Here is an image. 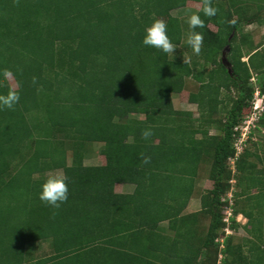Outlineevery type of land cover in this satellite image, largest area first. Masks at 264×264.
Masks as SVG:
<instances>
[{"label":"trees","instance_id":"1","mask_svg":"<svg viewBox=\"0 0 264 264\" xmlns=\"http://www.w3.org/2000/svg\"><path fill=\"white\" fill-rule=\"evenodd\" d=\"M189 1L201 4L193 14L204 20L195 29L204 37L198 55L184 63L182 54L142 43L145 29L161 19L176 47H190L191 15L172 13ZM211 4L213 17L203 14L204 0H0V95L9 88L20 95L12 109H0V264H203L218 248L220 264H264V169L248 150L236 156L233 145L253 97L252 70L264 91V52L249 42L244 55L242 40L232 44L238 20L264 21V0ZM252 5L258 10L247 15ZM226 47L231 66L223 61ZM190 77L200 84L189 95L199 117L174 107L172 95ZM224 89L236 97L225 100ZM222 108L219 124L213 116ZM259 120L264 125V109ZM93 142L102 143L105 161L86 164ZM206 158L213 186L201 209L187 213ZM232 158L245 206L232 210L230 228L237 215L247 218L246 250L226 234L222 213ZM53 169L68 178L69 198L59 208L39 199L44 173ZM121 184L134 189L118 191ZM202 213L209 215L203 235ZM42 242L50 253L38 257Z\"/></svg>","mask_w":264,"mask_h":264},{"label":"rangeland","instance_id":"2","mask_svg":"<svg viewBox=\"0 0 264 264\" xmlns=\"http://www.w3.org/2000/svg\"><path fill=\"white\" fill-rule=\"evenodd\" d=\"M199 2L189 1L185 7L175 9L172 13L182 19L192 15L199 7ZM258 8L254 5L250 6L247 9V15H252L257 11ZM264 11V10H263ZM239 26L237 27L235 33V38L232 44L241 45L240 40L244 42L241 49L243 54L246 55L248 53L247 44L249 42L259 45L260 52H264V21L263 22H252V23H243L242 20H238ZM211 28L214 30L216 27L214 25H210ZM186 40V39H185ZM247 43V44H246ZM176 51L171 56L182 54L183 57H187L191 59L194 55L192 49L190 47H185L183 45L177 46ZM224 53L226 58L228 59L230 49L225 48ZM223 56V53H222ZM248 57L244 56L243 60L247 61ZM228 66L230 62H226ZM210 67V66H209ZM11 85L16 88V82L12 76L8 77ZM248 85L253 88V97L249 102V105L245 107L242 115V119L238 124V129H235V135L233 139V145L235 147V151L237 153H242L244 150H248L252 153L248 159L255 163L256 169H264V125L259 120V117L262 113L260 110L254 109V103L257 101L262 103L264 109V91L257 83V74L255 70H252L251 77L248 80ZM200 89V84L193 78H187L184 89L180 93H174L172 95L174 107L180 110H187L191 111L195 117H199V108L196 103L190 102L189 95L191 93H196ZM237 95L236 90H223L221 96L225 98V100H232ZM229 106V105H228ZM227 106V109H228ZM226 108H222L219 113H215L213 117L217 119V122L222 124L225 120L226 115ZM140 118H143V115H139ZM239 125H242L241 127ZM204 129L208 130L209 134H216L221 135L222 130L218 129L214 126H203ZM199 134L198 136H201ZM102 143L100 142H93L88 144V152L85 159L86 164H99L105 161L104 155L101 153ZM239 154V155H240ZM235 160V159H234ZM68 161H71V151L68 153ZM211 158H206L200 164L198 176L196 178L195 189L192 195V198L197 199L199 202L201 201V196L213 186V181L210 179V169H211ZM227 175H226V190L222 193V213H224L225 217L227 215V210H234L236 206H245L244 202L242 201L243 197L240 199L237 194L241 191V186H239L238 180V171L236 170L235 161L233 162L231 159L227 161ZM53 173H60L63 174L62 169H53L45 171L44 176H49ZM39 176V175H37ZM118 189L119 186H118ZM117 189V190H118ZM119 191V190H118ZM186 212V210H185ZM237 222L239 223L238 226L231 229L233 235V243L237 245L238 243H243L244 238H251L249 232L247 231V218L239 214L236 217ZM209 223V215L208 214H200L199 215V231L203 235L205 234ZM163 225H167V222H164ZM226 227V226H225ZM227 234V232H226ZM225 234L222 230L219 231L218 240L222 242ZM221 248L209 253L210 256L207 258L203 264H220V261L223 257L221 253ZM244 249H248L247 244L244 246ZM50 253V245L48 242H42L38 245L36 254L38 257L45 256Z\"/></svg>","mask_w":264,"mask_h":264},{"label":"clouds","instance_id":"3","mask_svg":"<svg viewBox=\"0 0 264 264\" xmlns=\"http://www.w3.org/2000/svg\"><path fill=\"white\" fill-rule=\"evenodd\" d=\"M218 9L213 7L211 0H204L203 14L207 17H213L217 14ZM187 23L192 29L187 38V45L191 47L195 54H199L203 45V33L195 31L196 28L204 27V20L196 13L192 14ZM142 43L145 46L153 47L166 54H173L176 51V45L172 42L168 34V25L161 19H155L150 26L145 29V35ZM187 57H183V62L188 63ZM5 79L11 76V72L5 70L3 72ZM20 100V95L13 88H9L7 95H0V109H12ZM151 135L150 130L143 132V136L147 138ZM39 199L53 208H59L67 202L69 198L68 178L60 173H53L47 177L41 186Z\"/></svg>","mask_w":264,"mask_h":264},{"label":"crops","instance_id":"4","mask_svg":"<svg viewBox=\"0 0 264 264\" xmlns=\"http://www.w3.org/2000/svg\"><path fill=\"white\" fill-rule=\"evenodd\" d=\"M118 186H117V189H118ZM119 188H120L118 189L119 191L132 192L134 189V185L133 184H121ZM200 209H201V201L199 202L197 199L191 197L187 205L186 212L187 213L195 212Z\"/></svg>","mask_w":264,"mask_h":264},{"label":"built area","instance_id":"5","mask_svg":"<svg viewBox=\"0 0 264 264\" xmlns=\"http://www.w3.org/2000/svg\"><path fill=\"white\" fill-rule=\"evenodd\" d=\"M254 109L255 110H260V111H262L263 110V105H262V103H259V102H255L254 103ZM240 127L242 126V125H239ZM239 127L238 126H236L235 127V129L237 130ZM240 153H236V156H238ZM235 158H232L231 160L234 162L235 160H234ZM226 213H227V215H226V217H224V221L226 222V227H225V231L227 232V234H230V232H231V228H230V222H231V220H230V217L232 216V209L231 210H227L226 211Z\"/></svg>","mask_w":264,"mask_h":264},{"label":"water","instance_id":"6","mask_svg":"<svg viewBox=\"0 0 264 264\" xmlns=\"http://www.w3.org/2000/svg\"><path fill=\"white\" fill-rule=\"evenodd\" d=\"M227 48H229V47H227ZM223 61L224 62H227V58H226V56H225V53L223 52Z\"/></svg>","mask_w":264,"mask_h":264}]
</instances>
